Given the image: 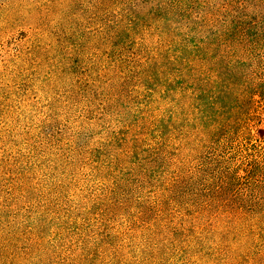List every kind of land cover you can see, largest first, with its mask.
Instances as JSON below:
<instances>
[{
    "label": "rangeland",
    "instance_id": "rangeland-1",
    "mask_svg": "<svg viewBox=\"0 0 264 264\" xmlns=\"http://www.w3.org/2000/svg\"><path fill=\"white\" fill-rule=\"evenodd\" d=\"M174 1L0 0V264H264V218L213 190L229 43L196 50L264 0Z\"/></svg>",
    "mask_w": 264,
    "mask_h": 264
},
{
    "label": "trees",
    "instance_id": "trees-1",
    "mask_svg": "<svg viewBox=\"0 0 264 264\" xmlns=\"http://www.w3.org/2000/svg\"><path fill=\"white\" fill-rule=\"evenodd\" d=\"M188 2L190 0L172 3L189 13L191 7L190 4L187 7ZM163 10L167 9L159 8V12ZM205 17L206 14L202 20ZM189 24L193 25V22L190 20ZM201 39L203 41L196 50L204 53L205 57L214 56L222 41L229 43L223 50L229 62L225 64L223 56L217 62L220 67L225 65L226 69L220 73L219 101L222 109L227 110L225 113L234 115V119L230 116L233 120L229 122L228 129L239 128L236 132L238 137L229 147L230 153L235 155L234 166L232 162L225 163L226 175H219V184L213 190H227L240 208L264 218V137L255 136L249 128V117L256 118V131L261 129L259 126L264 117V16L260 20L254 16L238 19L232 16L216 34ZM219 81H212L210 85L216 86Z\"/></svg>",
    "mask_w": 264,
    "mask_h": 264
}]
</instances>
